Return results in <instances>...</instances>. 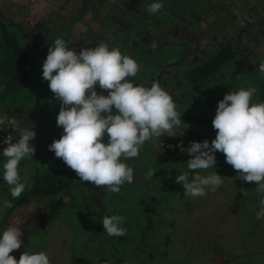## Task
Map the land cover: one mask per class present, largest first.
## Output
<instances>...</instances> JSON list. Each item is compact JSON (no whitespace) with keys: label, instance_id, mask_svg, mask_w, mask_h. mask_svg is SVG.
I'll list each match as a JSON object with an SVG mask.
<instances>
[{"label":"rangeland","instance_id":"rangeland-1","mask_svg":"<svg viewBox=\"0 0 264 264\" xmlns=\"http://www.w3.org/2000/svg\"><path fill=\"white\" fill-rule=\"evenodd\" d=\"M153 2L0 0V20L30 45L41 69L57 38L77 53L107 43L140 64L137 76L130 78L136 85L150 87L157 82L182 116L189 108L181 120L190 125L147 141L139 157L127 161L134 168L133 183L113 193L82 182L55 157L48 146L63 134L56 124L60 103L51 98L46 110H38L29 106L35 102L33 93L19 85L18 97L5 99L0 110L19 117V138L25 128L36 133L30 141L34 156L19 164L22 182L27 188L38 173L57 176L59 171L71 181L55 197L30 194L7 215L4 202L12 203L13 198L3 179L6 158L0 150V235L9 226L21 229L22 247L10 253L15 259L23 251H44L51 264H264V251L253 252L264 248V218L256 219L260 204L249 207L251 199L264 197L254 182L246 184L217 153L214 168L201 172L224 177L217 191L192 198L175 182L187 171L189 156L176 150L177 142H203L206 136L211 144L216 136L212 120L226 93L255 88L251 102H264V77L258 73L264 62V0H162L160 13L151 15L147 8ZM225 47L233 49V57L208 80L185 81L192 67ZM96 91L107 95L98 84ZM107 141L105 135L103 142ZM149 170L154 173L151 178ZM56 197L63 205L50 213L49 202ZM110 215L124 217L126 235L106 234L102 221Z\"/></svg>","mask_w":264,"mask_h":264},{"label":"clouds","instance_id":"clouds-1","mask_svg":"<svg viewBox=\"0 0 264 264\" xmlns=\"http://www.w3.org/2000/svg\"><path fill=\"white\" fill-rule=\"evenodd\" d=\"M163 7L162 0H155L147 12L156 15ZM68 45L62 38L55 39L42 65V78L60 103L56 124L63 129L49 150L82 182L118 193L122 186L133 183L134 168L127 161L139 157L146 141L165 132L187 129L188 125L182 122V112L172 96L159 83L145 87L130 79L137 76L140 64L118 48L110 49L101 42L77 53ZM258 73L264 77V62L259 64ZM97 84L107 95L97 93ZM255 93V88L226 93L212 120L215 139L211 144L208 140L190 143L187 171L175 178L186 196L203 197L207 191L215 192L222 186L224 177L216 172L201 175L216 165V152L224 155L243 181L254 182L256 190L264 193V102L252 103ZM105 135L107 143L103 142ZM35 136L34 130L25 128L18 142L4 140L3 179L13 199H18L26 188L19 164L34 156L35 147L30 141ZM153 174L149 170L147 176L151 178ZM4 207L11 208L12 203L5 201ZM261 218L264 197L256 212V219ZM102 225L109 236L127 234L124 217L119 215L105 216ZM22 243L21 229L9 226L4 230L0 235V264H51L44 251H23L19 260L15 259L10 253L19 250Z\"/></svg>","mask_w":264,"mask_h":264},{"label":"trees","instance_id":"trees-1","mask_svg":"<svg viewBox=\"0 0 264 264\" xmlns=\"http://www.w3.org/2000/svg\"><path fill=\"white\" fill-rule=\"evenodd\" d=\"M0 41V54L2 56L0 58V104L5 102V99L10 100V98H12L13 100L15 97H18V86L25 85L27 89H29V92L33 93L31 96L35 101L33 105L30 104L29 106H36L38 110H46L47 105L50 104L49 100L54 98V94H49L50 90L48 87V81L42 78V69L38 63V57L33 53L30 45L20 39L19 32L15 29H10V27L1 20ZM233 54V49L230 47H225L217 51L207 59L200 61L197 65L192 67L187 72L185 81L202 82L204 80H208L206 78L216 72L225 62L230 60L233 57ZM36 73L39 74L37 75ZM42 100L47 102H42ZM37 103H40V105L37 106ZM59 108L60 105L57 107L58 112ZM188 111L189 108L186 112H184L183 116L181 115L182 120H184V118L186 119L185 114ZM190 118L191 117H189V120ZM193 120L197 122H203V120L195 117ZM205 138L209 139V137L206 136ZM216 153L217 155L222 154L220 152ZM190 158L191 157L188 156L187 159ZM45 175H42L44 177H41L38 173L37 176H34V179L31 180V185L24 190L21 196L18 199L11 200L12 207L8 208L7 215L14 207L21 205L24 201H26L30 194L41 197H55L59 192L67 189L71 181V178L66 175L65 171H63V173L59 171L57 176H54L52 173L49 174V176L46 175L47 177ZM236 179L239 180V178ZM159 181L161 182V178H159ZM239 182H241V180H239ZM247 183L249 182H246V184ZM260 200L261 197L259 200L258 198L257 200L251 199L249 201V207H255L256 204H260ZM253 204L255 205L253 206ZM49 205L50 213H55L57 210H59V208L62 207L63 202L60 197H56V199L49 202ZM254 210L257 211L255 208ZM220 218L222 219L221 215ZM263 251L264 248H259L253 252L259 254Z\"/></svg>","mask_w":264,"mask_h":264},{"label":"built area","instance_id":"built-area-1","mask_svg":"<svg viewBox=\"0 0 264 264\" xmlns=\"http://www.w3.org/2000/svg\"><path fill=\"white\" fill-rule=\"evenodd\" d=\"M0 150L4 149L7 145L4 140L7 138L12 143H16L19 140L20 120L19 117L10 112L9 110H0ZM192 141L179 140L176 144V150L179 153H187L188 147ZM163 146V143H161ZM172 149H175L173 146Z\"/></svg>","mask_w":264,"mask_h":264},{"label":"crops","instance_id":"crops-1","mask_svg":"<svg viewBox=\"0 0 264 264\" xmlns=\"http://www.w3.org/2000/svg\"><path fill=\"white\" fill-rule=\"evenodd\" d=\"M208 140H209V139H208ZM145 145H147V141L145 142ZM140 151H141V150H140ZM226 178H227V177H226ZM227 179H229V178H227ZM226 182H227V181H224L225 184H226ZM228 183H229V182H228ZM229 185H230V183H229ZM208 193H210V191H209ZM205 197H206V196H203V198H205ZM212 197H213V196H211V195L208 196V198H212ZM223 201H224V200H223ZM225 209H227V207H225ZM208 213H210V212L207 211V214H208ZM202 217H204V216H202ZM224 217H225V216H224ZM204 218H205V217H204Z\"/></svg>","mask_w":264,"mask_h":264}]
</instances>
